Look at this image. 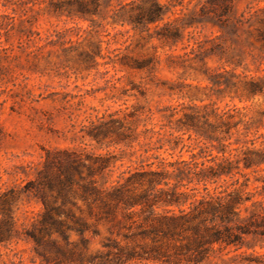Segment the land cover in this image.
<instances>
[{"label": "rangeland", "instance_id": "obj_1", "mask_svg": "<svg viewBox=\"0 0 264 264\" xmlns=\"http://www.w3.org/2000/svg\"><path fill=\"white\" fill-rule=\"evenodd\" d=\"M22 1L26 4L17 9L0 5V228L12 233L0 242V264H56L44 254L56 259L58 248H83L82 236L73 231L68 240L55 232L39 248L31 234L38 232L43 203L29 183H38L43 172L55 179V161L78 157L85 162L81 174H73L74 191L88 178L90 158L110 154L121 159L122 170L168 171L173 177L182 170L185 174L172 179L170 187L178 184L179 192L190 193L196 180L187 164L193 169L194 163L212 165L209 160L222 154L218 142L185 126V114L207 115L215 125V110L235 108L249 136L234 135L228 151L243 148L236 140H247L234 153L240 159L246 149L264 153V92L249 90L253 80L264 87L263 44L256 30L263 24L223 34L215 20L201 15L208 0H159L171 12L149 29L113 18L119 4L136 11L142 0H114L100 16L86 19L78 18L71 0H55V12L52 0ZM235 2L233 20L245 13L249 19L250 11L264 8V0ZM173 11L181 13L179 24L185 27L176 44L159 37L175 19ZM134 60L149 61L142 69ZM113 127L120 137L107 132ZM200 130L213 133L203 123ZM240 130L245 132V126ZM241 167L250 180L249 205L262 213L264 162ZM47 193L50 199L58 195ZM72 199L85 209L77 194ZM66 209L88 220L71 204ZM97 229L99 235H85L89 254L103 252L111 236L107 225ZM206 264H264V236H249L242 248L218 251Z\"/></svg>", "mask_w": 264, "mask_h": 264}, {"label": "trees", "instance_id": "obj_2", "mask_svg": "<svg viewBox=\"0 0 264 264\" xmlns=\"http://www.w3.org/2000/svg\"><path fill=\"white\" fill-rule=\"evenodd\" d=\"M52 1L55 12V0ZM113 1L71 0L70 5L74 6L78 18L86 19L100 16L104 7H113ZM142 3L136 11L119 4L121 8L113 17L115 22H130L135 29L139 26L149 29L151 25L164 23L171 12L159 0H142ZM25 4L22 0L20 3L0 0V5L16 9ZM236 7L235 0H208L207 5L201 8V15L215 20L223 34H236L246 24L250 27L257 23L264 25V8L250 11L249 19H246L245 13L233 20ZM180 14L173 11L175 19L166 23L159 32L161 40L175 44L181 40L185 27L179 24L182 21ZM256 28L263 44L261 52L264 53V28ZM148 61L134 60L137 68L142 69L146 68L143 64ZM249 85L254 95L264 92L260 82L253 80ZM240 111L239 108L215 110V125L207 115L185 114V126L199 136L218 142L219 153L222 154L221 159L215 156L209 160L212 165L194 163L193 169L191 163L187 164V173L193 174V180H196V186L190 189V193L179 192L178 184L170 187L172 179L185 174L182 170L176 177L168 171L153 169L129 167L122 170L123 166L117 165L121 159L110 154L90 158L91 163L86 166L88 178L74 191L73 174H81L80 168L85 162L78 157L67 162L55 161V179L48 172H43L38 183H29L37 187L38 198L43 203V212L37 220L38 232L31 234L39 248L55 232L68 240V232L73 231L82 236L83 248L79 252L58 248L56 259L44 254L45 260L48 263L56 260V264H206L218 251L242 248L249 236H264V212L252 211L249 204L253 196L247 191L250 180L241 167L243 164L245 169H250L264 162V153L246 149L243 150L245 157L240 159L234 153L246 147L247 140H236L243 148L228 151L233 145L230 141L234 135L249 136L247 124L239 119ZM201 123L210 125L213 133L202 132ZM242 125L245 132L240 130ZM119 131L117 127L107 130L109 134L120 137ZM99 134H95V138L98 139ZM51 165L49 159L47 167L52 168ZM98 177L102 178L101 181ZM210 185H215L213 191L209 189ZM47 190H56L57 197L50 199ZM74 194L79 196L85 209L72 199ZM59 201L62 203L59 204ZM68 204L83 214L86 212L88 220L66 209ZM102 224L108 226L111 236L104 242L103 252L89 254L85 235H99L97 227ZM11 226L13 222H10ZM11 234V228L10 231L0 228V242L7 241ZM52 246L55 250V243Z\"/></svg>", "mask_w": 264, "mask_h": 264}]
</instances>
